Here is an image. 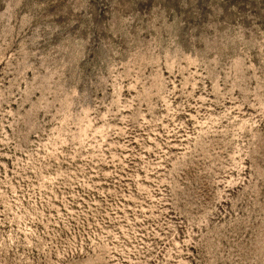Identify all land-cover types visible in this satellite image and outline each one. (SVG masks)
<instances>
[{"label": "rangeland", "instance_id": "1", "mask_svg": "<svg viewBox=\"0 0 264 264\" xmlns=\"http://www.w3.org/2000/svg\"><path fill=\"white\" fill-rule=\"evenodd\" d=\"M0 264H264V0H0Z\"/></svg>", "mask_w": 264, "mask_h": 264}]
</instances>
